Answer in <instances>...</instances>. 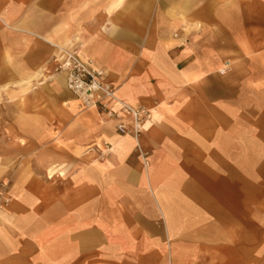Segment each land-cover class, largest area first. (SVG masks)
I'll use <instances>...</instances> for the list:
<instances>
[{
    "label": "crops",
    "instance_id": "obj_1",
    "mask_svg": "<svg viewBox=\"0 0 264 264\" xmlns=\"http://www.w3.org/2000/svg\"><path fill=\"white\" fill-rule=\"evenodd\" d=\"M262 5L0 0V130L18 147L0 153V264H264ZM60 50L148 111L142 154L78 109Z\"/></svg>",
    "mask_w": 264,
    "mask_h": 264
},
{
    "label": "built area",
    "instance_id": "obj_2",
    "mask_svg": "<svg viewBox=\"0 0 264 264\" xmlns=\"http://www.w3.org/2000/svg\"><path fill=\"white\" fill-rule=\"evenodd\" d=\"M55 62L57 71L66 73L67 89L82 109L97 110L114 121L119 134L133 138L137 143L136 149L141 153L140 139L145 123L151 121L148 111L119 99L116 89L105 81L104 72L83 62L77 52L60 50ZM10 202L9 196L0 190V209L8 207Z\"/></svg>",
    "mask_w": 264,
    "mask_h": 264
},
{
    "label": "rangeland",
    "instance_id": "obj_3",
    "mask_svg": "<svg viewBox=\"0 0 264 264\" xmlns=\"http://www.w3.org/2000/svg\"><path fill=\"white\" fill-rule=\"evenodd\" d=\"M244 2H245V4H247V7L246 8H248V7H250V5H251V7L254 5V3H256L258 0H243ZM262 6H263V11H264V0H262ZM252 9V8H251ZM253 10V9H252ZM254 29H253V25H247L246 26V34H247V41L249 42V43H251L252 42V39H250V38H252L253 37V35H254ZM256 33H259V32H256ZM256 36L258 37L259 36V34H256ZM261 36H262V45H263V53H262V65H261V67H262V69H263V71H264V22L262 23V26H261ZM253 53L252 52H249V54H247V55H249L248 57H250L251 59L253 58V55H252ZM56 72H58L57 71V69H56ZM224 71H222L221 73H223ZM225 72H226V70H225ZM59 73V72H58ZM226 73H230V71L229 70H227V72ZM250 87H253L251 84H249L248 82L246 83V88L248 89V88H250ZM218 89H221V87L219 86V87H217ZM249 94H247V98H245V107H246V109H245V111H246V117H248V120L247 121H250V119H253L254 118V115L255 114H253V111H254V109L252 108V109H250V108H248V103H253V100H254V98H253V96L251 95V96H248ZM8 100V99H7ZM7 100L6 99H0V104L1 105H4L5 103H7ZM261 100H262V102H263V105H264V93H262V98H261ZM23 102H27V99H23ZM27 105V104H26ZM76 105H77V107H78V109L81 111V112H86V111H83V109L82 108H79V106H78V104H77V102H76ZM24 106H25V104H24ZM27 107V106H26ZM27 110V111H26ZM30 111H29V109H28V107L25 109V110H22V113H21V118H22V121L24 122H29L30 121V113H29ZM259 114V113H258ZM258 114H256L255 116H257ZM261 116H262V118L264 119V114L262 113L261 114ZM0 120H2V114H0ZM263 126H264V123L262 124ZM26 132H29V131H26ZM261 133V137L263 138V143H264V128L263 129H261V131H257L256 132V136H257V134L259 135ZM6 137V144L4 145L3 144V139ZM9 137H10V135H9V131H4V130H0V153H2V151L3 150H6L7 152L9 151L10 153H13L14 152V150L16 151L17 149H18V147L17 146H14V144H13V142L11 143L8 139H9ZM258 137V136H257ZM133 142V141H132ZM9 143H10V145H9ZM18 143H19V145H25V141L24 142H19L18 141ZM133 144L136 146V144L133 142ZM23 147H27V144H26V146H23ZM263 150H264V144H263ZM98 148V147H97ZM43 149H45V147H43ZM2 188H3V190L2 191H4L5 192V187H4V185L2 186ZM6 193V192H5ZM7 194V193H6Z\"/></svg>",
    "mask_w": 264,
    "mask_h": 264
},
{
    "label": "bare ground",
    "instance_id": "obj_4",
    "mask_svg": "<svg viewBox=\"0 0 264 264\" xmlns=\"http://www.w3.org/2000/svg\"><path fill=\"white\" fill-rule=\"evenodd\" d=\"M62 51V50H61ZM77 102V104H78V106H79V108H82L81 106H80V104H79V101H76ZM128 103V102H127ZM129 104H131V103H129ZM132 105V104H131ZM132 106H134V107H138V106H135V105H132ZM122 138H129L131 141H133L135 144H137L136 143V141L133 139V138H131V137H122ZM3 209V208H2Z\"/></svg>",
    "mask_w": 264,
    "mask_h": 264
}]
</instances>
